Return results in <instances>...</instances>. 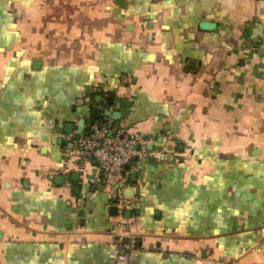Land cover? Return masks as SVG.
<instances>
[{
	"label": "crops",
	"instance_id": "1",
	"mask_svg": "<svg viewBox=\"0 0 264 264\" xmlns=\"http://www.w3.org/2000/svg\"><path fill=\"white\" fill-rule=\"evenodd\" d=\"M97 107L146 141L116 215L74 140ZM123 242L127 264H264V0H0V264Z\"/></svg>",
	"mask_w": 264,
	"mask_h": 264
},
{
	"label": "built area",
	"instance_id": "2",
	"mask_svg": "<svg viewBox=\"0 0 264 264\" xmlns=\"http://www.w3.org/2000/svg\"><path fill=\"white\" fill-rule=\"evenodd\" d=\"M88 127V132L76 142L78 154L85 161L97 164L113 205L123 213L127 203L123 190L130 184L131 167L139 166L146 141L110 118L91 122ZM125 222L122 219V224ZM128 250L129 244H120L115 264H127L131 255Z\"/></svg>",
	"mask_w": 264,
	"mask_h": 264
},
{
	"label": "water",
	"instance_id": "3",
	"mask_svg": "<svg viewBox=\"0 0 264 264\" xmlns=\"http://www.w3.org/2000/svg\"><path fill=\"white\" fill-rule=\"evenodd\" d=\"M202 27L211 29L212 27H214V24L206 22L202 25ZM97 101L98 102L101 101L100 96L97 97ZM92 117H93L92 122H95L96 120L104 117L112 118L113 120H120L122 118V113L119 111H112L111 109L102 110L100 107H97L92 109ZM86 122H87L86 119H81L77 134L74 137L75 141H78L80 139L81 134L84 133V131L86 130ZM136 192H137L136 188L133 185H130L123 190V194L127 199L135 198ZM116 212H117L116 207H113L112 214L116 215Z\"/></svg>",
	"mask_w": 264,
	"mask_h": 264
}]
</instances>
